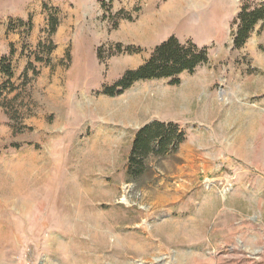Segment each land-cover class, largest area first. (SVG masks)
Segmentation results:
<instances>
[{
	"label": "rangeland",
	"instance_id": "1",
	"mask_svg": "<svg viewBox=\"0 0 264 264\" xmlns=\"http://www.w3.org/2000/svg\"><path fill=\"white\" fill-rule=\"evenodd\" d=\"M243 6L264 0H0V264H264V21L235 47ZM171 35L208 61L102 94ZM153 121L186 141L131 176Z\"/></svg>",
	"mask_w": 264,
	"mask_h": 264
},
{
	"label": "trees",
	"instance_id": "2",
	"mask_svg": "<svg viewBox=\"0 0 264 264\" xmlns=\"http://www.w3.org/2000/svg\"><path fill=\"white\" fill-rule=\"evenodd\" d=\"M259 21H264L263 7L243 6L240 9L234 19L237 28L233 38L235 47L239 48L244 45L253 26ZM207 61L205 47L198 48L191 41L181 43L171 35L155 45L149 58L136 70L124 72L120 80L109 87L105 86L102 94L118 95L140 80L174 79L177 81L179 75L192 73ZM3 88L5 85L0 86V95ZM185 141L184 131L174 122L153 121L144 124L132 139L127 173L134 177L143 175V171L147 169V160L173 156Z\"/></svg>",
	"mask_w": 264,
	"mask_h": 264
},
{
	"label": "crops",
	"instance_id": "3",
	"mask_svg": "<svg viewBox=\"0 0 264 264\" xmlns=\"http://www.w3.org/2000/svg\"><path fill=\"white\" fill-rule=\"evenodd\" d=\"M16 17H18V18H22V17H20V16H16Z\"/></svg>",
	"mask_w": 264,
	"mask_h": 264
},
{
	"label": "bare ground",
	"instance_id": "4",
	"mask_svg": "<svg viewBox=\"0 0 264 264\" xmlns=\"http://www.w3.org/2000/svg\"><path fill=\"white\" fill-rule=\"evenodd\" d=\"M167 18V17H166ZM173 20V19H172ZM174 21V20H173ZM245 148V147H244Z\"/></svg>",
	"mask_w": 264,
	"mask_h": 264
}]
</instances>
